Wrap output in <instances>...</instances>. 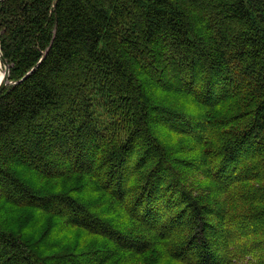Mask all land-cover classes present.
I'll return each mask as SVG.
<instances>
[{"label": "trees", "instance_id": "obj_1", "mask_svg": "<svg viewBox=\"0 0 264 264\" xmlns=\"http://www.w3.org/2000/svg\"><path fill=\"white\" fill-rule=\"evenodd\" d=\"M0 47V264H82L47 218L111 255L264 264V0H1Z\"/></svg>", "mask_w": 264, "mask_h": 264}, {"label": "rangeland", "instance_id": "obj_2", "mask_svg": "<svg viewBox=\"0 0 264 264\" xmlns=\"http://www.w3.org/2000/svg\"><path fill=\"white\" fill-rule=\"evenodd\" d=\"M188 158H191V155H183V157H180V159H186V160H188ZM184 171L186 173L188 172V169H185ZM192 178L193 179L195 178L194 180L193 179L192 180L194 181V188L196 190L202 191V189H200L202 187L201 186L202 182H204V184H209L207 180H203L202 182L197 181L198 179H196V175L194 177L192 176ZM95 182L96 179L93 178L91 187L95 185ZM96 185L99 186V184L97 183ZM86 187L87 185L84 186L83 188H78V191L83 196H86L91 190V188H86ZM62 189L63 191H67L70 188H62ZM102 190L103 191H99L98 193V200H104L106 202L109 201L110 203H113L114 199L112 197H109L108 193H106L104 189ZM124 205L119 204L117 206H111V208L115 209L119 213V216L124 219L123 222L124 226H126L130 231H135L137 234L141 235L144 233L146 234L147 237H152L153 236L152 233L146 231V229L142 224H140V222L135 220L129 212L125 211ZM106 206L107 205H105L103 208L106 211V214H108V209H110V206L107 207ZM112 218L118 219V216ZM47 219L51 221L50 222L48 220L46 222L44 221L42 224H40V226H41V232L46 230L45 233H47V235L45 234L46 235L45 242L54 246L53 247L54 249L50 252L51 254H55V253L76 254L77 256H80V260L82 261V264H91V262L89 261H93L97 257L98 260L97 261L95 260L97 264H183L171 258L167 254L166 246H164V243H159L160 241H157V239L153 240V244H152L153 246L151 250L146 254L137 256L130 252H122L119 253L118 255H111L107 253L108 244L106 239L89 236L80 229H75L72 231L61 230V226L56 224L57 222L56 219L53 218H47ZM244 226L248 227L247 225ZM237 228L243 229L242 226L239 227L234 226L233 229L237 230ZM226 236L228 235L226 233H222L221 231L218 234H216V237L219 238L220 240H224ZM36 240H39V237ZM244 240L246 243L253 244L255 238L248 237ZM230 241L233 242V239L231 238ZM232 244L235 245V243ZM256 254L257 253H255L254 251H249V252L245 251L243 253V258L240 263L247 264L248 262L250 263L258 260Z\"/></svg>", "mask_w": 264, "mask_h": 264}, {"label": "water", "instance_id": "obj_3", "mask_svg": "<svg viewBox=\"0 0 264 264\" xmlns=\"http://www.w3.org/2000/svg\"><path fill=\"white\" fill-rule=\"evenodd\" d=\"M0 63H2V65L5 68L4 77L0 81V94H1L7 88V86L10 84V81H9L10 67H9L7 61L4 59V57H3L2 53H1V47H0Z\"/></svg>", "mask_w": 264, "mask_h": 264}, {"label": "bare ground", "instance_id": "obj_4", "mask_svg": "<svg viewBox=\"0 0 264 264\" xmlns=\"http://www.w3.org/2000/svg\"><path fill=\"white\" fill-rule=\"evenodd\" d=\"M4 74H5V68L2 65V63H0V81L3 79Z\"/></svg>", "mask_w": 264, "mask_h": 264}]
</instances>
